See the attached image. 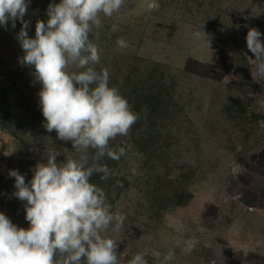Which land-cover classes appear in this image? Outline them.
Here are the masks:
<instances>
[{"label":"rangeland","instance_id":"obj_1","mask_svg":"<svg viewBox=\"0 0 264 264\" xmlns=\"http://www.w3.org/2000/svg\"><path fill=\"white\" fill-rule=\"evenodd\" d=\"M49 3L59 0H30V37ZM20 28L0 25V212L27 228L9 170L27 182L50 149L58 162L76 153L44 127L42 85L20 63ZM249 28L264 34V0H124L91 35L96 70L109 69L139 114L129 135L111 141L126 155L101 161L111 176L91 177L126 217L105 233L118 242L119 264L142 252L158 264L153 250L174 251L170 264H264V79L252 77ZM178 239L195 250L182 254Z\"/></svg>","mask_w":264,"mask_h":264},{"label":"clouds","instance_id":"obj_2","mask_svg":"<svg viewBox=\"0 0 264 264\" xmlns=\"http://www.w3.org/2000/svg\"><path fill=\"white\" fill-rule=\"evenodd\" d=\"M29 4L30 0H0V25L7 30L9 21L12 28L20 21L16 37L24 53L20 63L34 68L33 75L42 85L38 95L44 127L70 142L76 155L58 162L60 154L50 149L46 162L36 163L27 182L18 170H9L15 181L13 195L24 202L29 227L17 226L0 212V264H119L118 242L105 233L120 230L126 217L111 210L106 192L91 177L111 176L101 161L105 157L118 161L126 155L125 147L113 148L111 141L129 135L139 114L110 85L109 69L96 70L99 49L90 37L102 27V17L118 13L124 0L49 3L47 20L36 21L34 37L29 36L30 21L24 19ZM194 35L203 36L210 46L204 32ZM262 35L256 28H249L246 35L254 57H248L254 81L264 79ZM117 46L129 45L119 38ZM71 66L77 71H70ZM175 246L184 255L196 247L191 239H178ZM147 255L137 253L128 264H148ZM151 255L158 264H170L175 258L174 251L153 250Z\"/></svg>","mask_w":264,"mask_h":264}]
</instances>
